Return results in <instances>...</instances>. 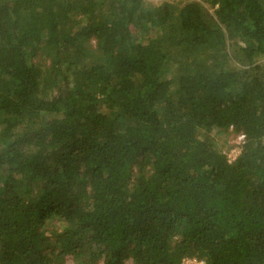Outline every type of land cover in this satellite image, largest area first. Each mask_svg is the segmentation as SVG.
Segmentation results:
<instances>
[{"label":"trees","instance_id":"1","mask_svg":"<svg viewBox=\"0 0 264 264\" xmlns=\"http://www.w3.org/2000/svg\"><path fill=\"white\" fill-rule=\"evenodd\" d=\"M185 257L264 264V0H0V264Z\"/></svg>","mask_w":264,"mask_h":264},{"label":"built area","instance_id":"2","mask_svg":"<svg viewBox=\"0 0 264 264\" xmlns=\"http://www.w3.org/2000/svg\"><path fill=\"white\" fill-rule=\"evenodd\" d=\"M230 129H232L230 127ZM244 135L242 133L237 134V142L236 146L231 148L228 152H225L226 154V159L228 162H232L235 160V158L238 156L241 150V145L244 142ZM180 264H204L202 260L197 259L195 257H185L181 260Z\"/></svg>","mask_w":264,"mask_h":264},{"label":"rangeland","instance_id":"3","mask_svg":"<svg viewBox=\"0 0 264 264\" xmlns=\"http://www.w3.org/2000/svg\"><path fill=\"white\" fill-rule=\"evenodd\" d=\"M162 0H152L154 3L161 2ZM178 1V0H175ZM237 134L232 129H228L225 133L221 132L219 136L214 134L217 144L222 148L223 152H228L231 148L236 146Z\"/></svg>","mask_w":264,"mask_h":264}]
</instances>
